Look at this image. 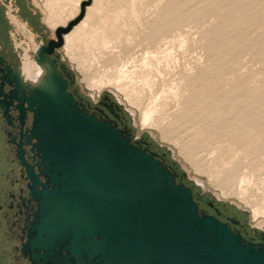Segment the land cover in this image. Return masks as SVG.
<instances>
[{"label": "rangeland", "instance_id": "1", "mask_svg": "<svg viewBox=\"0 0 264 264\" xmlns=\"http://www.w3.org/2000/svg\"><path fill=\"white\" fill-rule=\"evenodd\" d=\"M87 1L0 0V46L23 69L56 39L45 18L68 27ZM215 1L92 0L59 53L71 92L113 97L204 212L264 231V0Z\"/></svg>", "mask_w": 264, "mask_h": 264}, {"label": "water", "instance_id": "2", "mask_svg": "<svg viewBox=\"0 0 264 264\" xmlns=\"http://www.w3.org/2000/svg\"><path fill=\"white\" fill-rule=\"evenodd\" d=\"M91 4L32 53L37 81L19 67L1 71L4 119L11 125V107L21 127L31 116L35 164L24 165L37 211L24 251L32 264H264L263 234L256 245L203 214L170 167L76 101L59 52Z\"/></svg>", "mask_w": 264, "mask_h": 264}, {"label": "flooded vegetation", "instance_id": "3", "mask_svg": "<svg viewBox=\"0 0 264 264\" xmlns=\"http://www.w3.org/2000/svg\"><path fill=\"white\" fill-rule=\"evenodd\" d=\"M18 24L23 31H27L26 25ZM45 24L48 28L56 31L57 28H52L46 23V18ZM33 62L34 60L26 55L23 59L24 74L25 67ZM61 65L63 64L59 60V66ZM8 67L15 72L19 65L12 60L10 53L0 46V78L3 76L1 71L5 74L9 72ZM1 84L0 80V86ZM74 84L75 78L73 77L70 82V89H72ZM9 89L8 86L3 87V93H7ZM72 93L85 111L98 119L111 122L118 130L125 132L128 137H132L137 147L154 155L157 160L175 172L174 168L167 164L160 154L151 149L149 141L135 137L130 128V118L113 97L103 95L99 100L92 101L90 97L79 94L77 91ZM10 116L11 125L4 119L3 112L0 109V264H32L30 256L24 251V246L29 238L30 224L37 211V204L30 198V179L27 167L24 165L25 162L28 165L35 164V154L28 145L27 136L25 135L31 127V116L27 115L24 127H21L17 121L18 113L13 107L10 109ZM20 151H23L22 155ZM35 172H37V169H35ZM177 181L178 183L180 182L178 178ZM219 198L222 199L221 197ZM197 203L202 212L203 209L200 206L204 203V200H199ZM208 205L214 210V214L204 211L202 212L203 214L214 216L223 223L228 224L235 232L244 237L246 241L256 245L262 244L260 236L264 235V231L252 230L251 232L244 221L222 212L211 201L208 202Z\"/></svg>", "mask_w": 264, "mask_h": 264}, {"label": "bare ground", "instance_id": "4", "mask_svg": "<svg viewBox=\"0 0 264 264\" xmlns=\"http://www.w3.org/2000/svg\"><path fill=\"white\" fill-rule=\"evenodd\" d=\"M71 1H73V0H71ZM215 1V0H214ZM224 1V0H223ZM242 1V0H241ZM252 1V0H251ZM216 2V1H215ZM220 2V1H219ZM77 3V7H79L80 8V10H81V5H80V2L78 3V2H76ZM218 3V2H217ZM249 4H247V6H248ZM217 6V5H216ZM78 8V9H79ZM52 10V9H51ZM85 20V19H84ZM82 23V22H81ZM85 22H83L82 24H84ZM232 23H234V22H232ZM236 23V22H235ZM80 25V24H79ZM78 25V26H79ZM78 26H76V27H78ZM228 26V25H227ZM75 27V28H76ZM225 27V26H224ZM230 27V26H229ZM59 28H61V27H59ZM74 28V29H75ZM58 29V28H57ZM56 29V30H57ZM73 32V31H72ZM71 32V33H72ZM222 32H224V31H222ZM70 33V34H71ZM69 35V34H68ZM68 35H66V36H68ZM65 36V37H66ZM217 37V36H216ZM215 37V38H216ZM227 40V39H226ZM214 46V45H213ZM65 47V46H64ZM211 47V46H210ZM177 63V62H176ZM42 73V71H41V68H39L36 64H35V62H33V63H31V64H29L28 66H26L25 67V77H26V79L27 80H29V81H37L38 80V78L40 77V74ZM215 101V100H214ZM221 107V106H220ZM216 108V107H215ZM144 114V113H143ZM150 111H147L146 113H145V116H144V118H143V123L146 125V124H148L149 122H150ZM190 119V118H189ZM194 121V120H193ZM152 123V122H151ZM150 123V124H151ZM219 126V125H218ZM220 127V126H219ZM218 127V128H219ZM233 128V127H232ZM223 129V128H222ZM209 129H207V131H208ZM211 130H215L214 128L213 129H211ZM211 130H210V134H211ZM215 132V131H214ZM213 131H212V133H214ZM218 132V131H217ZM225 132V131H224ZM248 132V131H247ZM208 133V134H209ZM219 133V132H218ZM218 133H216V134H218ZM223 133V132H222ZM216 136V135H215ZM207 142V141H206ZM218 196V195H217ZM256 216L258 217L259 216V213H256ZM255 220V219H254ZM262 224H264V222H262Z\"/></svg>", "mask_w": 264, "mask_h": 264}, {"label": "crops", "instance_id": "5", "mask_svg": "<svg viewBox=\"0 0 264 264\" xmlns=\"http://www.w3.org/2000/svg\"><path fill=\"white\" fill-rule=\"evenodd\" d=\"M35 5V4H34ZM28 26V25H27Z\"/></svg>", "mask_w": 264, "mask_h": 264}, {"label": "trees", "instance_id": "6", "mask_svg": "<svg viewBox=\"0 0 264 264\" xmlns=\"http://www.w3.org/2000/svg\"><path fill=\"white\" fill-rule=\"evenodd\" d=\"M180 183V182H179Z\"/></svg>", "mask_w": 264, "mask_h": 264}]
</instances>
